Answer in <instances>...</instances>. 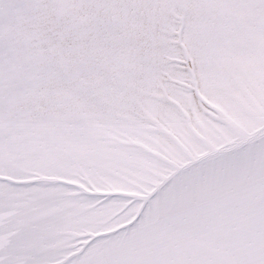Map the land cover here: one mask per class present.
Returning <instances> with one entry per match:
<instances>
[{
  "label": "snow or ice",
  "instance_id": "6c2138e0",
  "mask_svg": "<svg viewBox=\"0 0 264 264\" xmlns=\"http://www.w3.org/2000/svg\"><path fill=\"white\" fill-rule=\"evenodd\" d=\"M0 264H264V0H0Z\"/></svg>",
  "mask_w": 264,
  "mask_h": 264
}]
</instances>
